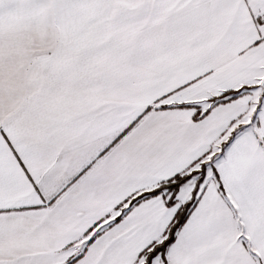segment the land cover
I'll use <instances>...</instances> for the list:
<instances>
[{
  "label": "snow or ice",
  "instance_id": "6c2138e0",
  "mask_svg": "<svg viewBox=\"0 0 264 264\" xmlns=\"http://www.w3.org/2000/svg\"><path fill=\"white\" fill-rule=\"evenodd\" d=\"M0 264H264V0H0Z\"/></svg>",
  "mask_w": 264,
  "mask_h": 264
}]
</instances>
